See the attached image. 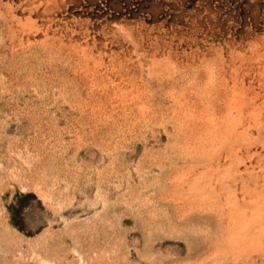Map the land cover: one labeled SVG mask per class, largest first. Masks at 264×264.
<instances>
[{
  "label": "rangeland",
  "instance_id": "374dc122",
  "mask_svg": "<svg viewBox=\"0 0 264 264\" xmlns=\"http://www.w3.org/2000/svg\"><path fill=\"white\" fill-rule=\"evenodd\" d=\"M258 130L264 0H0V264H264Z\"/></svg>",
  "mask_w": 264,
  "mask_h": 264
},
{
  "label": "bare ground",
  "instance_id": "6f19581e",
  "mask_svg": "<svg viewBox=\"0 0 264 264\" xmlns=\"http://www.w3.org/2000/svg\"><path fill=\"white\" fill-rule=\"evenodd\" d=\"M258 136H260V138H264V130H258ZM261 165H262V167H264V157H262V159H261ZM234 176L237 177V172L234 173ZM239 177H243V176L239 175ZM223 183H224V186L227 188L228 187V181L226 180ZM243 184L245 185V187L247 189L252 190V192L255 194L254 198L251 196V199H254L255 203L254 202L250 203V206L255 209L254 212L256 214V217L257 218H264V206H262L260 209H257L255 207V205L257 204L258 201H261V200L264 201V183L258 182L256 176L253 173H249V174H247V178H245L243 180ZM262 222H264V221H262Z\"/></svg>",
  "mask_w": 264,
  "mask_h": 264
}]
</instances>
